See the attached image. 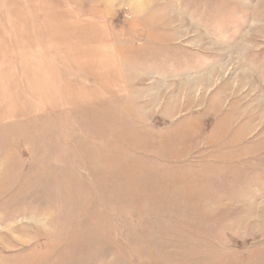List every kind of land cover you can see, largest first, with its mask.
<instances>
[{"label": "rangeland", "instance_id": "1", "mask_svg": "<svg viewBox=\"0 0 264 264\" xmlns=\"http://www.w3.org/2000/svg\"><path fill=\"white\" fill-rule=\"evenodd\" d=\"M246 109L264 132V0H0V264H256L192 236L176 166Z\"/></svg>", "mask_w": 264, "mask_h": 264}, {"label": "crops", "instance_id": "2", "mask_svg": "<svg viewBox=\"0 0 264 264\" xmlns=\"http://www.w3.org/2000/svg\"><path fill=\"white\" fill-rule=\"evenodd\" d=\"M44 18L45 16L40 12L39 19ZM44 24L45 22L40 23V25ZM45 28L59 31L60 25L48 23L45 24ZM94 73L95 71L91 75ZM113 75L116 77L108 75L94 77L99 80L108 77L121 86L125 81L124 87L118 88L120 95L125 96L127 76L125 75L123 81L120 73ZM108 91L109 88L104 83L93 92L95 96L89 98L106 99ZM43 92L46 93L44 89ZM43 98L47 99V96ZM192 102L194 103L190 105ZM203 106V102L196 101V97L192 96L188 99L187 110L191 113L185 115L190 116V122H197L198 126H201L200 124L206 121L205 115L200 110ZM60 109L66 112L71 110ZM104 109L106 108L102 110L107 111ZM178 112L171 115L174 121L184 115L183 112ZM240 118L243 125L231 139L222 143L220 140L207 138L200 156L188 157L187 153L183 154L181 157L183 162L177 161L176 166L188 171L184 177L189 193L185 208L190 212L192 226L190 228L194 232L192 236L213 238L216 243L221 244H242L234 251L256 260V264H264V254H260L264 251L254 256L258 248L264 249V132H261L262 123L257 120L256 112L239 114L236 120ZM233 126L238 125L235 122ZM257 131L261 134L258 139H254L252 135ZM257 245L261 246L257 248Z\"/></svg>", "mask_w": 264, "mask_h": 264}]
</instances>
